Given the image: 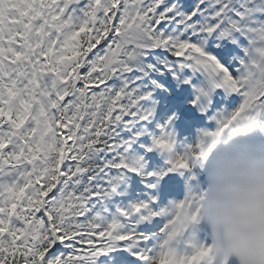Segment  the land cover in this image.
<instances>
[{
	"label": "snow or ice",
	"instance_id": "obj_1",
	"mask_svg": "<svg viewBox=\"0 0 264 264\" xmlns=\"http://www.w3.org/2000/svg\"><path fill=\"white\" fill-rule=\"evenodd\" d=\"M241 259L264 264V0H0V264Z\"/></svg>",
	"mask_w": 264,
	"mask_h": 264
},
{
	"label": "clouds",
	"instance_id": "obj_2",
	"mask_svg": "<svg viewBox=\"0 0 264 264\" xmlns=\"http://www.w3.org/2000/svg\"><path fill=\"white\" fill-rule=\"evenodd\" d=\"M210 169H211V165H210ZM240 264H249V262L241 259ZM251 264H255V261L251 262Z\"/></svg>",
	"mask_w": 264,
	"mask_h": 264
}]
</instances>
